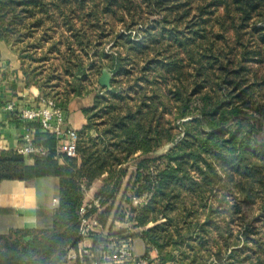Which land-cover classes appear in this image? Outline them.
I'll return each mask as SVG.
<instances>
[{
	"label": "trees",
	"instance_id": "1",
	"mask_svg": "<svg viewBox=\"0 0 264 264\" xmlns=\"http://www.w3.org/2000/svg\"><path fill=\"white\" fill-rule=\"evenodd\" d=\"M0 42L63 111L94 96L77 157L54 134L33 167L0 151V183L60 179L52 225L0 235V264L64 263L99 181L87 216L128 217L109 234L148 264H264V0H0Z\"/></svg>",
	"mask_w": 264,
	"mask_h": 264
},
{
	"label": "crops",
	"instance_id": "2",
	"mask_svg": "<svg viewBox=\"0 0 264 264\" xmlns=\"http://www.w3.org/2000/svg\"><path fill=\"white\" fill-rule=\"evenodd\" d=\"M0 69L3 72V79L0 84V151H18L24 145V137L28 129L17 118V113L23 109L36 106L42 96L38 88L26 85L18 56L11 46L4 42H0ZM93 97L75 100L69 110L64 111L67 128L79 131L84 126L86 120L81 109L90 107L93 103ZM13 102L16 104L15 111H10L7 106ZM29 129H31L35 141L40 137L44 141L52 134L35 122L30 124ZM57 145V150L61 153L60 139ZM38 146L44 148L43 145ZM35 156L39 155L26 157L28 166L33 167L35 165ZM58 162L60 165L66 164L64 158H59ZM59 185L60 179L56 176L33 177L26 182L0 183V235L49 228L57 209L54 199H58ZM100 186V181L94 184L85 198V203L93 200ZM108 229L110 230V228ZM136 240L138 254L143 256L144 244L141 240ZM93 242V239L90 238L85 240L84 244L92 246ZM156 257L157 253H152V258ZM62 264L75 263L66 260Z\"/></svg>",
	"mask_w": 264,
	"mask_h": 264
},
{
	"label": "built area",
	"instance_id": "3",
	"mask_svg": "<svg viewBox=\"0 0 264 264\" xmlns=\"http://www.w3.org/2000/svg\"><path fill=\"white\" fill-rule=\"evenodd\" d=\"M2 79L3 72L0 69V84ZM15 107L16 104L13 102L7 106V109L15 111ZM17 118L28 129L24 137V145L18 149L21 155L27 157L46 153L43 147L36 146L34 136L31 129H29L30 124L35 122L60 139L61 153L70 158L77 157L78 131L66 127L65 112L58 108L52 99L41 97L36 106L19 111ZM140 202L138 200L134 201L136 205ZM54 203L58 206L59 200L54 199ZM80 215L79 234L83 240L77 250L69 252L68 261L75 264H148V261L138 254L137 240L129 235L119 237L115 234H108L103 236L107 240V245H102L97 250L93 249V245H85V240L90 239L92 234L101 235L104 228L96 215L87 216L88 203L83 204Z\"/></svg>",
	"mask_w": 264,
	"mask_h": 264
},
{
	"label": "rangeland",
	"instance_id": "4",
	"mask_svg": "<svg viewBox=\"0 0 264 264\" xmlns=\"http://www.w3.org/2000/svg\"><path fill=\"white\" fill-rule=\"evenodd\" d=\"M119 205V201L117 202L115 209H114V213L113 216L116 212V209L118 208ZM113 217L111 218V220L109 221L107 227L103 230L102 235L103 236H107L110 232V230L108 228H112L113 231H122V230H127L129 231L130 234H133L136 230L133 228V224L129 222V219H125V222H120L117 221L115 223H113ZM136 239V238H135Z\"/></svg>",
	"mask_w": 264,
	"mask_h": 264
},
{
	"label": "water",
	"instance_id": "5",
	"mask_svg": "<svg viewBox=\"0 0 264 264\" xmlns=\"http://www.w3.org/2000/svg\"><path fill=\"white\" fill-rule=\"evenodd\" d=\"M113 79V74L108 70L104 69L101 77L99 78V84L108 90H111V82ZM29 239V238H27Z\"/></svg>",
	"mask_w": 264,
	"mask_h": 264
}]
</instances>
